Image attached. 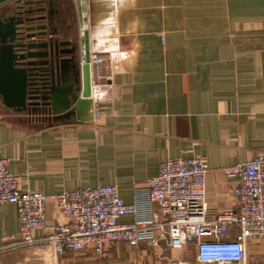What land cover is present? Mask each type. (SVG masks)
<instances>
[{"label":"crops","instance_id":"crops-1","mask_svg":"<svg viewBox=\"0 0 264 264\" xmlns=\"http://www.w3.org/2000/svg\"><path fill=\"white\" fill-rule=\"evenodd\" d=\"M72 3L75 30L87 31L91 54L105 58L108 77L92 94L104 115L34 120L0 95V157L9 171L46 194L117 185L130 203L163 161L200 156L209 164L210 216L236 209L237 177L226 169L264 149V0ZM54 214L50 200L48 223ZM18 231L16 206L0 205L1 236ZM162 247L172 259L195 260L191 246L136 249ZM253 251L264 256V240L250 241ZM5 254L0 264H30L28 253L14 261Z\"/></svg>","mask_w":264,"mask_h":264},{"label":"built area","instance_id":"built-area-1","mask_svg":"<svg viewBox=\"0 0 264 264\" xmlns=\"http://www.w3.org/2000/svg\"><path fill=\"white\" fill-rule=\"evenodd\" d=\"M92 85L108 76L104 56L91 54ZM104 115L96 107L95 120ZM0 157V205L17 208V237L0 234V255L32 248L42 264H59L67 253L87 249L101 255L113 243L152 248L195 250L199 264H249L250 241L264 240V149L226 169L237 177L233 194L238 207L210 216L206 199L209 164L203 157L169 158L133 202L113 184L77 187L46 194L23 187ZM55 214L48 223V202ZM40 233V234H35ZM233 249L232 251H230ZM171 264H189L173 259Z\"/></svg>","mask_w":264,"mask_h":264},{"label":"water","instance_id":"water-1","mask_svg":"<svg viewBox=\"0 0 264 264\" xmlns=\"http://www.w3.org/2000/svg\"><path fill=\"white\" fill-rule=\"evenodd\" d=\"M11 1L0 0V7ZM40 11L26 9L0 20L2 103L34 120L74 116L90 121L100 106L92 97L88 33L70 26L63 37L59 26L49 30L47 24L39 23L46 19L38 15Z\"/></svg>","mask_w":264,"mask_h":264},{"label":"rangeland","instance_id":"rangeland-1","mask_svg":"<svg viewBox=\"0 0 264 264\" xmlns=\"http://www.w3.org/2000/svg\"><path fill=\"white\" fill-rule=\"evenodd\" d=\"M25 248L7 252L5 255L9 261L16 260V255L28 253L30 264H42V259L32 248ZM192 252V250H190ZM171 249L162 247L157 250L136 249L125 243H113L103 254L98 255L93 250L87 249L78 252L67 253L60 259L59 264H171ZM188 255V250L185 251ZM189 264H199L196 260L188 259ZM249 264H264V256H257L254 251L249 255Z\"/></svg>","mask_w":264,"mask_h":264},{"label":"flooded vegetation","instance_id":"flooded-vegetation-1","mask_svg":"<svg viewBox=\"0 0 264 264\" xmlns=\"http://www.w3.org/2000/svg\"><path fill=\"white\" fill-rule=\"evenodd\" d=\"M29 1H33L34 4H27ZM35 1L38 0H13L8 2L4 6L0 7V20H4L8 16L17 14L18 12L20 13L26 9L42 8L43 11H40L38 15L45 16L46 19L40 21L39 23L47 24L49 30L54 25H57L63 30V37L64 35L66 37L69 33L68 28H70V26L71 28L76 29V22L73 20L72 0H44V2L40 4H35Z\"/></svg>","mask_w":264,"mask_h":264},{"label":"bare ground","instance_id":"bare-ground-1","mask_svg":"<svg viewBox=\"0 0 264 264\" xmlns=\"http://www.w3.org/2000/svg\"><path fill=\"white\" fill-rule=\"evenodd\" d=\"M233 249H231L230 251H232Z\"/></svg>","mask_w":264,"mask_h":264}]
</instances>
